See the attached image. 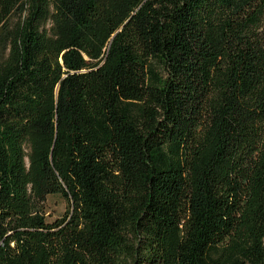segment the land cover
I'll use <instances>...</instances> for the list:
<instances>
[{"label": "trees", "instance_id": "trees-1", "mask_svg": "<svg viewBox=\"0 0 264 264\" xmlns=\"http://www.w3.org/2000/svg\"><path fill=\"white\" fill-rule=\"evenodd\" d=\"M0 264H264V0H0Z\"/></svg>", "mask_w": 264, "mask_h": 264}, {"label": "rangeland", "instance_id": "rangeland-1", "mask_svg": "<svg viewBox=\"0 0 264 264\" xmlns=\"http://www.w3.org/2000/svg\"><path fill=\"white\" fill-rule=\"evenodd\" d=\"M69 204L60 195H49L44 204L45 217L48 222L63 217Z\"/></svg>", "mask_w": 264, "mask_h": 264}]
</instances>
